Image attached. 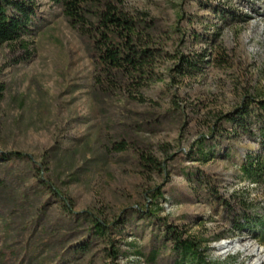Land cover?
I'll list each match as a JSON object with an SVG mask.
<instances>
[{
  "label": "rangeland",
  "instance_id": "rangeland-1",
  "mask_svg": "<svg viewBox=\"0 0 264 264\" xmlns=\"http://www.w3.org/2000/svg\"><path fill=\"white\" fill-rule=\"evenodd\" d=\"M112 1L155 20L164 49L155 68L160 80L140 92L131 88L125 100L101 95L93 85L88 40L71 27L62 6L36 0L31 55L18 46L0 47L6 85L0 151L46 160L48 175L72 198L75 211L92 209L117 221L111 235L116 264H172L163 249L167 223L209 241L213 260L264 264V245L252 232L230 227L222 202L230 201L239 214L246 201L254 214L264 215V191L241 173L259 139L235 135L225 119L245 96L264 94V0ZM223 8L234 11L225 20L216 15ZM182 54L199 65L191 72L199 74H178ZM122 141L124 150L118 149ZM201 147L213 151L206 161ZM141 152L166 162L167 170L143 174ZM30 165L13 162L11 189L0 192V264H63L51 259L47 242L60 232L70 235L75 217L57 199L44 210L31 206L38 197L23 186ZM156 188L161 195L152 202ZM104 247L96 243L89 256L68 264H109ZM154 249L160 252L156 261Z\"/></svg>",
  "mask_w": 264,
  "mask_h": 264
},
{
  "label": "trees",
  "instance_id": "trees-1",
  "mask_svg": "<svg viewBox=\"0 0 264 264\" xmlns=\"http://www.w3.org/2000/svg\"><path fill=\"white\" fill-rule=\"evenodd\" d=\"M51 1L62 6L71 27L88 40L94 66L93 85L101 95L125 100L128 93L132 94L131 88L140 92L160 80L155 68L164 49L156 39L155 20L148 14L134 15L112 0ZM37 10L36 0H0V47L4 44L18 46L26 55H31L29 37L34 33ZM233 13L232 8L216 11V15L222 20ZM180 62L181 73L178 74L181 76L199 74L191 73L197 72L199 65L191 62L187 55L182 54ZM5 91L6 85L0 79V101L4 98ZM225 119L235 135L244 134L259 139V148L247 153L241 165V173L251 185L264 191V94L245 96L237 110L226 115ZM211 137H215V129H212ZM203 142L202 140L201 146ZM125 148V142H120L118 149ZM199 151L205 161L213 155L210 149L205 152L201 147ZM18 159H26L31 164L23 184L27 191H35L38 197L36 205L31 206L44 210L51 200L57 199L67 215L75 217L76 222L68 229L70 235L65 238L64 233L60 232L52 235L47 242L52 250L51 259H58L63 264L85 259L93 252L96 243H105L103 250L107 253L109 264H116L119 250L115 248L111 235L119 223L108 220L92 209L75 211L72 198L65 195L48 175L49 166L46 160L38 162L32 155L24 152L0 151V192L11 189L7 179L8 172L13 167V162ZM137 159L143 174L167 170L166 162L159 161L151 153H138ZM156 190L157 193L148 197L152 202H156L161 195V191L158 188ZM27 191L23 193L24 199ZM148 193L147 191L146 194ZM222 202L230 227L239 232H252L254 239L264 245V215L254 214L246 201H243L242 212L239 214L233 211L230 201L223 199ZM136 210L140 214V208ZM147 216L159 220L153 210H148ZM77 230H81L79 235H82L73 240L72 234ZM221 238L225 237L212 240ZM163 249L171 256L172 264H229L213 260L210 257L209 241L189 234L182 226L168 223L165 225ZM159 254V250L154 249L151 252L152 261H156Z\"/></svg>",
  "mask_w": 264,
  "mask_h": 264
},
{
  "label": "bare ground",
  "instance_id": "bare-ground-1",
  "mask_svg": "<svg viewBox=\"0 0 264 264\" xmlns=\"http://www.w3.org/2000/svg\"><path fill=\"white\" fill-rule=\"evenodd\" d=\"M226 247H228V244H223V245H221V249H224V248H226Z\"/></svg>",
  "mask_w": 264,
  "mask_h": 264
}]
</instances>
